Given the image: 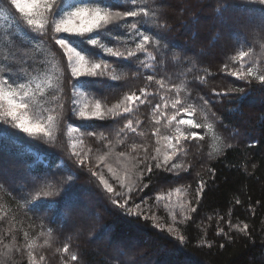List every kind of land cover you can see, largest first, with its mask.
Here are the masks:
<instances>
[{
    "label": "trees",
    "instance_id": "1",
    "mask_svg": "<svg viewBox=\"0 0 264 264\" xmlns=\"http://www.w3.org/2000/svg\"><path fill=\"white\" fill-rule=\"evenodd\" d=\"M137 3L147 5L149 14L110 26L111 33L103 39L114 50L134 48L124 26L135 22L159 40V48L148 46L152 58L138 53L135 58L119 59L85 44L86 55L90 52L110 66L103 76L79 78L71 76L67 58L50 32L37 39L23 29L18 12L8 8L7 0L0 4L15 29L0 43V67L11 65L15 70L21 60L25 67L35 66V72L29 68L31 75L44 76L47 82L41 84L45 92L37 93L33 110L45 118L56 117L51 129L54 140L43 133L33 137L0 120V264H264V86L256 79L249 83L231 75L249 67L264 74V6L252 0ZM121 4L116 10H135L128 0ZM237 15L243 20L237 21ZM256 21L259 24L251 26ZM115 37L122 43L115 45ZM218 41H223L220 51L215 48ZM240 51L248 55L241 59ZM153 73L156 80L165 78L164 91L148 84L146 77ZM49 77L53 88L46 87ZM173 84L179 93L167 91ZM145 87L153 95L143 104L134 102L131 116L82 118L70 111V99L78 108H91L99 99L103 111L126 94L140 96ZM161 96L168 97L169 107L162 108L157 125L153 108L164 103ZM177 99L184 108L195 107L196 123L213 125L211 136L204 132L203 139L181 141L177 163L186 171L177 174L154 168L143 176L148 187L131 196L128 207L133 214H127L113 205L100 176L117 191L127 192V187L117 186L116 177L126 184L137 180L145 147L149 156L159 148L162 159L167 143L161 139L157 144L153 131L159 127L162 137L175 134V122L165 128L164 116L181 119L184 111L171 108V101ZM128 119L140 121L137 133L118 135ZM68 127L79 130L69 132ZM74 152L81 154L84 165ZM201 181L204 190L197 200ZM42 191L53 194L37 197ZM244 224L248 229L239 231ZM90 238L103 239L104 245H93ZM66 244L68 252L63 250ZM167 253H173L174 259L166 258Z\"/></svg>",
    "mask_w": 264,
    "mask_h": 264
},
{
    "label": "snow or ice",
    "instance_id": "2",
    "mask_svg": "<svg viewBox=\"0 0 264 264\" xmlns=\"http://www.w3.org/2000/svg\"><path fill=\"white\" fill-rule=\"evenodd\" d=\"M252 2L264 6V0H252ZM3 3H5V0H0V4ZM128 4L134 7L135 10H116L117 5L123 6L121 0H116L115 4L112 3V0H108V2L106 0H73V3H68L67 0H7L8 8L18 12L19 20L24 30L35 35L37 39L48 36L49 32L51 33V39L54 41V45L58 46V50L62 56H66V66L70 68L71 76L74 78L103 76L105 70L110 66L108 61L94 57L90 52L86 55V49L83 47L85 44L93 48L101 49L104 53L119 59L127 60L135 58L138 53H147L152 58V53L147 51L148 46L155 44V47L159 48V40L155 35L150 36L145 34L135 22L124 26L127 41L130 44H134V48L126 47L124 52L114 50V47H109L108 42L103 39L105 35L111 33L110 26L119 27L127 17L136 18L149 14L147 5L138 4L137 0H128ZM261 12L264 13V7L261 8ZM112 42L115 45L122 43L119 37H115ZM247 55L248 53L245 51H240L238 54L241 59ZM19 64L20 67L15 70L11 65L7 68L0 67V120L11 123L15 128L33 137L36 134L43 133L45 136L54 140L55 137L51 129L54 126L56 117L48 115L45 118L39 111L33 110V101L37 93L44 94L45 86L37 83L35 88H33L32 84L36 77L31 75L29 68L31 67L32 72H35L37 70L36 67L32 65L25 67L23 60L19 61ZM148 67L151 68V65ZM225 68H227V65H225ZM231 75L241 80H247L249 83L252 79H256L260 82L261 86H264V74H256L251 67L247 69V72H232ZM146 79L149 85L156 84L159 86L158 92L165 90V78L162 77L160 80H156V74L153 73L152 75H148ZM77 82L79 83V81ZM46 87H55L50 77L48 78ZM72 87L75 89L76 85L73 84ZM167 91H176L179 93V88L173 84ZM239 91L243 90L240 89ZM227 94L216 93L217 96ZM150 95H153V93H150L147 87L141 88L140 96H137L135 92L126 94L122 101L103 111L101 110V100L99 99L95 100L94 106L91 108L88 105L78 108L75 99H70V111L73 115H78L82 118L103 119L107 116H131L135 110L133 106L134 102L143 104ZM141 97H144V99H141ZM161 100L164 103H157L153 108V116L157 125H160L161 122L160 117L163 115L162 108L167 109L169 107L167 96H161ZM204 103L207 104L208 101L205 100ZM59 107L62 111L64 105H60ZM171 108L175 109L177 113L184 111L189 115L196 110L192 105L184 108L179 99L171 101ZM30 111H33L32 116L29 115ZM164 119L167 120V124L164 125L165 128L172 126L173 122H175V134L162 137L160 128L157 127L154 129L153 135L157 137V144L160 143L161 139L166 141L168 150L163 153L161 159L159 148L155 150L157 154L154 156L148 155V149L146 147L143 149L145 155L140 162L144 167L141 175L137 177V180L133 182L129 179L126 184L120 177H116V180L119 182L117 186L121 189L127 187V192L117 191L108 180H105L102 175L100 176V183L103 185L107 194H109L113 205L124 208L127 214H133L132 209L128 207L131 196L135 192H143L148 187V185L142 182L143 176L152 173L154 168L177 174L180 171H186L182 163H177L179 159L178 154L183 150L181 141L196 138L203 139V137L199 136L195 131L183 130L181 126L189 125L197 129L201 127L211 129L213 127L212 124L201 125L194 123L193 119L177 120L176 115L171 117L164 116ZM139 124V120H136L134 123L132 119H128L127 123L117 134L122 135L125 132L136 134ZM77 130L79 129L68 127L69 132ZM88 135L91 136L93 133H88ZM139 135H143V133H139ZM104 139H107V137H104ZM136 147V145H133L134 150ZM72 154L77 157L80 165L85 164V160L80 153L74 152ZM119 155L123 158L125 153H120ZM103 159L104 157H100V160ZM109 171H111V168H109ZM92 175L96 176L97 172L93 171ZM71 179V177H68V180ZM203 190L204 182L201 181L197 188V200H199V196ZM52 194L48 191H42L37 192L36 196L47 197ZM121 201L123 202L121 203ZM141 203H146V201L141 199ZM236 203L238 204L240 201L237 200ZM135 208L140 209V204H136ZM192 211H195V209L193 208ZM134 214L139 217L141 213L140 211H136ZM145 219H148V217H145ZM231 227L233 226L230 225V229ZM247 229L248 225L244 224L243 228H239V231H246ZM220 232L223 233V229ZM180 239L183 240V237H180ZM63 250L64 252H68L67 244ZM43 259L44 257L41 256L40 260ZM71 259L75 261L77 260V256L73 254Z\"/></svg>",
    "mask_w": 264,
    "mask_h": 264
},
{
    "label": "rangeland",
    "instance_id": "3",
    "mask_svg": "<svg viewBox=\"0 0 264 264\" xmlns=\"http://www.w3.org/2000/svg\"><path fill=\"white\" fill-rule=\"evenodd\" d=\"M71 1H73V0H71ZM70 1V2H71ZM179 1H181V0H179ZM236 19H237V21H241V20H243V18H242V16L241 15H237V17H236ZM218 22V21H217ZM210 23L211 24H213V23H215V20H210ZM258 25L259 24V22L258 21H256V22H252L251 23V26L252 25ZM250 26V27H251ZM13 31H15V29H12V22H11V20L8 18V16H6V13L2 10V9H0V43H2V40L3 39H5L8 35H10V33H12ZM20 30L19 29H17V32H19ZM225 40V39H224ZM222 45H223V41L222 42H220V41H218L216 44H215V48L217 49V50H222L221 48H222ZM212 47L210 46V47H208L207 48V50H210ZM201 51V50H200ZM21 82H23V80H21ZM43 82H47V78L46 77H44V76H38V77H36V79L33 81V84H32V87L33 88H35V85L37 84V83H40V84H42ZM235 95H237V94H235ZM194 118H196L193 114H191V115H189V114H187L186 112H184V114H183V116L181 117V119H193V121H194V123H196V121H195V119ZM198 123V122H197ZM199 124V123H198ZM205 125H208L207 123L205 124ZM182 127V129L183 130H187V131H196L197 133H198V135L199 136H201L204 132H206L208 135H210V131H211V129H208L207 127H201V128H194V127H192V126H189V125H183V126H181ZM247 130V129H246ZM242 131H245V129H243L242 128ZM211 136V135H210ZM86 216H88V214H86ZM79 232V231H78ZM139 235V234H138ZM117 236H119V235H117ZM89 241H91V243L94 245V244H96L97 246H98V244H100V241H105V240H103V239H101L100 241H99V239H97V240H93V239H89ZM101 247L104 245V242H102L101 244ZM99 245V246H100ZM107 246H108V244H107ZM106 246V247H107ZM151 251H154V250H151ZM168 255L166 256V258H171V259H174V255H173V253H167ZM165 260H167V259H165Z\"/></svg>",
    "mask_w": 264,
    "mask_h": 264
}]
</instances>
